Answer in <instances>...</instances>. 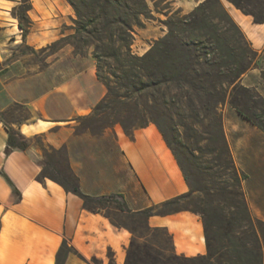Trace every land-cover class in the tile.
I'll list each match as a JSON object with an SVG mask.
<instances>
[{"label":"trees","instance_id":"trees-1","mask_svg":"<svg viewBox=\"0 0 264 264\" xmlns=\"http://www.w3.org/2000/svg\"><path fill=\"white\" fill-rule=\"evenodd\" d=\"M63 1L75 16L72 33L50 47L70 45L75 54H82L83 48H93L95 76L106 90L89 115L77 118L82 128L75 129V133L99 135L119 125L133 139L135 129L154 125L171 151L188 191L132 212L120 194H84L65 146L42 148V156L36 160L40 170L35 180L54 182L81 199L86 211L99 213L114 226L126 229L131 240L125 249L124 264H264V221L249 209L242 190L247 177L235 165L223 131L222 113L228 104L264 135V97L241 84L247 72L258 69V54L222 1L203 0L186 14H171L164 22L165 35L154 40L140 56L131 47L136 29H143L146 22L153 20L147 0ZM224 1L249 16L254 24L264 23V0ZM31 9L29 0H21L15 16L22 44L32 29L28 16ZM260 79L264 82L262 68ZM5 127L4 154L28 151L33 139L11 126ZM0 175L12 188L15 199H20L2 170ZM108 205H113L132 226L120 225L103 214L102 209ZM179 212L200 218L205 254L191 258L177 255L169 233L148 225L150 217ZM138 228L152 234L153 239L138 236ZM70 254L80 257L63 240L55 264H64ZM107 259L104 263L92 258L91 264H116L110 251Z\"/></svg>","mask_w":264,"mask_h":264},{"label":"crops","instance_id":"crops-1","mask_svg":"<svg viewBox=\"0 0 264 264\" xmlns=\"http://www.w3.org/2000/svg\"><path fill=\"white\" fill-rule=\"evenodd\" d=\"M29 1L32 29L25 45L44 49L51 41L72 33V29L63 31V26H69L75 17L64 1ZM155 1L149 0L148 6L158 15ZM202 1L164 0L167 6L161 13H166V17L176 11L188 13ZM221 1L257 52L258 66L264 69V23L254 24L249 16ZM15 4L19 0H0V171L11 181L20 199H15L12 188L0 175V264H55L63 240L81 257L70 254L64 264H91L92 258L106 263L109 251L116 264H124L125 249L131 240L126 229L114 226L99 213L86 211L81 199L54 182L35 180L40 170L36 160L41 158L43 146L66 147L70 167L84 194H120L132 212L182 195L188 187L171 151L152 124L135 129L133 139L119 125L104 129L99 135L75 133V120L89 115L106 90L97 81L93 65L68 75L61 69V59L52 62L51 56L45 57L44 68L37 69L13 58L11 48L22 44L20 29L10 15ZM165 33L162 25L147 22L136 32L133 46H138L143 38L156 40ZM57 67L58 74L53 75ZM256 70L247 72L241 84L264 93V82ZM5 124L33 139L28 151L4 154ZM23 127L29 132H22ZM35 138L42 144L36 143ZM148 225L169 233L177 255L191 258L206 252L202 224L195 214L154 216L148 219Z\"/></svg>","mask_w":264,"mask_h":264},{"label":"rangeland","instance_id":"rangeland-1","mask_svg":"<svg viewBox=\"0 0 264 264\" xmlns=\"http://www.w3.org/2000/svg\"><path fill=\"white\" fill-rule=\"evenodd\" d=\"M61 1L63 2V0ZM148 1L149 0H147V2ZM163 1L164 0H156L154 2V9L159 11L160 14L155 15L152 13L153 20L151 21H154V24L156 25H162L166 29L164 22L169 16L166 17V13H161V11L167 6L166 4H163ZM20 2L21 0H19V4H15L10 10V15L16 20L17 24L18 20L15 16L18 13ZM72 27L73 22L71 21L69 26H63V31L71 30ZM139 31L140 29H136V32ZM69 34L71 33L67 32V35ZM59 38L51 41V43H49V45H47L44 49H33L25 44L16 45L14 48H11L12 57L20 58L25 64L35 65L37 69L44 68L45 57L51 56L52 62L61 59V69L64 72H67L68 75L75 72L76 69H81L89 65H93L95 68V62L92 58L93 48H83L82 54H75L73 48L70 45L62 44V48L50 47ZM140 39L141 38H138L136 40L140 41ZM153 41L154 40L143 38L142 42H140L138 46L132 45V52L139 56L142 55L145 49L148 50V48H150V45ZM259 67L261 68V66H258V69L255 72L260 78V72H258ZM58 71L59 67L55 68L53 70V75L58 74ZM256 91L264 97V93H261V90ZM222 113L223 131L232 152L235 165L247 177L242 182V190L245 193L249 209L254 217L264 221V135L259 130L251 126L248 122L243 120L228 104L223 106ZM74 124L75 129L80 130L82 128L81 121L79 119H76ZM35 142L42 144L41 140L39 139ZM203 145L204 143L201 142L200 146ZM43 148L47 149L44 146ZM102 213L109 215L120 225H127L129 227L132 226V222L130 220L126 219L123 215L117 213L113 209V205H108V207L102 209ZM137 235L146 237L148 240L153 239L152 234L146 233L140 228L137 229ZM159 236L161 239L166 240L164 235L159 234ZM139 242H142V240H139ZM166 246L168 249H170L169 242L166 243Z\"/></svg>","mask_w":264,"mask_h":264},{"label":"bare ground","instance_id":"bare-ground-1","mask_svg":"<svg viewBox=\"0 0 264 264\" xmlns=\"http://www.w3.org/2000/svg\"><path fill=\"white\" fill-rule=\"evenodd\" d=\"M52 39H53V38H52ZM22 132L27 133V132H29V130L26 129L25 127H23V128H22Z\"/></svg>","mask_w":264,"mask_h":264}]
</instances>
